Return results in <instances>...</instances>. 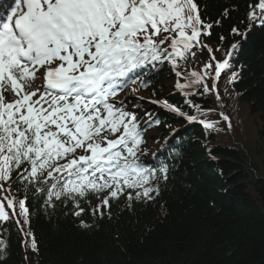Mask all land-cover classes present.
<instances>
[{
	"label": "snow or ice",
	"instance_id": "6c2138e0",
	"mask_svg": "<svg viewBox=\"0 0 264 264\" xmlns=\"http://www.w3.org/2000/svg\"><path fill=\"white\" fill-rule=\"evenodd\" d=\"M247 20L248 31L264 27V0L249 5ZM213 26L202 19L195 0H0V223L14 222L26 248L39 251L29 191L43 199L45 209L72 202L77 217L89 194L103 196L105 208L126 192L129 207L160 195L169 167L142 159L147 129L160 120L145 121L151 113L138 116L120 93L127 89L143 99L135 94L164 66L196 114L167 100L151 103L209 132L221 130L207 119L210 110L187 99L211 94L221 101L215 82L227 72L231 82L237 79L231 61L241 45L232 44L217 60L220 48L202 39L212 35ZM232 34L247 39V31L234 27ZM204 50L209 61L188 71V61ZM220 116L231 130V118ZM13 184L23 188V198L10 194ZM101 206L94 214H104ZM5 248L0 240V253Z\"/></svg>",
	"mask_w": 264,
	"mask_h": 264
},
{
	"label": "trees",
	"instance_id": "16d2710c",
	"mask_svg": "<svg viewBox=\"0 0 264 264\" xmlns=\"http://www.w3.org/2000/svg\"><path fill=\"white\" fill-rule=\"evenodd\" d=\"M195 2L202 19L214 24L206 41L220 48L217 58L223 60L232 44L241 45L240 55L231 61L236 81L231 82V72L222 73L218 81L221 101L211 94L187 97L210 110L207 119L217 121L221 130L186 124L158 108L159 135L174 126L181 130L159 196L149 202L134 200L130 207L119 198L101 207V216L93 212L98 199L89 195L77 217L72 202L45 209L43 199L29 191L30 227L39 251L22 244L14 222L0 223V240L6 244L0 264H264V27L253 25L248 31L247 20L249 5L257 0ZM234 27L247 31V39L233 35ZM199 58L208 62L209 53L199 51L188 61V71L201 70ZM175 78L164 66L147 88L148 96L196 114L175 88ZM221 108L231 118V130ZM157 140L149 135L147 142L155 145ZM13 188L23 198V188Z\"/></svg>",
	"mask_w": 264,
	"mask_h": 264
},
{
	"label": "rangeland",
	"instance_id": "374dc122",
	"mask_svg": "<svg viewBox=\"0 0 264 264\" xmlns=\"http://www.w3.org/2000/svg\"><path fill=\"white\" fill-rule=\"evenodd\" d=\"M125 95H133V94L130 92V90H127V91L125 92Z\"/></svg>",
	"mask_w": 264,
	"mask_h": 264
}]
</instances>
